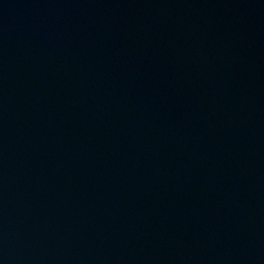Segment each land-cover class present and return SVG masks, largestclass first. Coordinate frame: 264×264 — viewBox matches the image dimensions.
<instances>
[{"label": "water", "instance_id": "1", "mask_svg": "<svg viewBox=\"0 0 264 264\" xmlns=\"http://www.w3.org/2000/svg\"><path fill=\"white\" fill-rule=\"evenodd\" d=\"M0 264H264V0H0Z\"/></svg>", "mask_w": 264, "mask_h": 264}]
</instances>
